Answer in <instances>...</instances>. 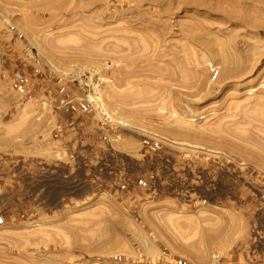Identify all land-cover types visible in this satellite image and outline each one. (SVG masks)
I'll return each instance as SVG.
<instances>
[{
	"label": "rangeland",
	"instance_id": "374dc122",
	"mask_svg": "<svg viewBox=\"0 0 264 264\" xmlns=\"http://www.w3.org/2000/svg\"><path fill=\"white\" fill-rule=\"evenodd\" d=\"M0 264H264V0H0Z\"/></svg>",
	"mask_w": 264,
	"mask_h": 264
},
{
	"label": "built area",
	"instance_id": "2783aa9c",
	"mask_svg": "<svg viewBox=\"0 0 264 264\" xmlns=\"http://www.w3.org/2000/svg\"><path fill=\"white\" fill-rule=\"evenodd\" d=\"M16 78H17V80L21 81V80H23V75L21 73L17 72Z\"/></svg>",
	"mask_w": 264,
	"mask_h": 264
},
{
	"label": "bare ground",
	"instance_id": "6f19581e",
	"mask_svg": "<svg viewBox=\"0 0 264 264\" xmlns=\"http://www.w3.org/2000/svg\"><path fill=\"white\" fill-rule=\"evenodd\" d=\"M37 43V42H36ZM38 44V43H37Z\"/></svg>",
	"mask_w": 264,
	"mask_h": 264
}]
</instances>
